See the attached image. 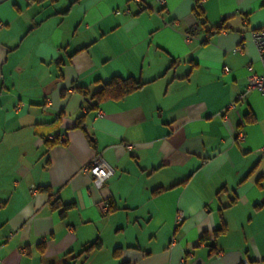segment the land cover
<instances>
[{
  "label": "crops",
  "instance_id": "1",
  "mask_svg": "<svg viewBox=\"0 0 264 264\" xmlns=\"http://www.w3.org/2000/svg\"><path fill=\"white\" fill-rule=\"evenodd\" d=\"M262 27L264 0H0V264H264ZM113 76L143 84L87 109Z\"/></svg>",
  "mask_w": 264,
  "mask_h": 264
},
{
  "label": "built area",
  "instance_id": "2",
  "mask_svg": "<svg viewBox=\"0 0 264 264\" xmlns=\"http://www.w3.org/2000/svg\"><path fill=\"white\" fill-rule=\"evenodd\" d=\"M187 39L191 38V34L187 33L185 35ZM243 39V38H242ZM249 39L255 45L260 62L264 66V27L253 29L250 31ZM245 40H242L240 44L235 48L236 51L241 52L245 46ZM248 74L246 76V86L245 90H258L264 92V74H257L254 72L250 66H248ZM223 70L226 71L227 67L223 66ZM243 97V93H237L235 99L240 100ZM232 103L230 106H233ZM237 137L243 139L242 132H238ZM55 138V137H54ZM56 139L62 141L64 140V135L56 136ZM130 147V146H127ZM264 151V148H261ZM81 172L89 173L92 176V186L96 190H100L105 182L113 175V168L99 155L96 154L87 164L82 166ZM99 209L102 212L107 211V205L104 201L99 202ZM183 219V216L178 213L176 215L175 223L178 224ZM239 264H247L245 260Z\"/></svg>",
  "mask_w": 264,
  "mask_h": 264
},
{
  "label": "trees",
  "instance_id": "3",
  "mask_svg": "<svg viewBox=\"0 0 264 264\" xmlns=\"http://www.w3.org/2000/svg\"><path fill=\"white\" fill-rule=\"evenodd\" d=\"M197 16L201 15L200 11L196 12ZM142 82L135 80L131 77L120 78L118 76L111 77L108 81L102 82L100 87L95 90H90L86 87H76V89L81 92L83 95L87 96L90 100L87 109H95L97 108L98 104L102 101L108 99H121L125 95L133 92L134 90L140 88L142 86ZM83 119V115L77 117L74 126H78L81 124ZM58 140V139H57ZM44 191L49 193L50 198V208L52 210H59L60 216H64L66 212L74 207V203H62L59 200V197L56 196L54 193H51L48 186H42ZM107 205V212L113 209L112 204L109 201H104ZM224 226H222L218 231H223ZM100 243L98 241H92L91 243L87 244L81 253H85L90 251L91 249L98 248Z\"/></svg>",
  "mask_w": 264,
  "mask_h": 264
}]
</instances>
